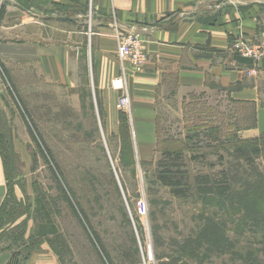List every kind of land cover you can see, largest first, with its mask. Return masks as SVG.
<instances>
[{"label": "rangeland", "instance_id": "374dc122", "mask_svg": "<svg viewBox=\"0 0 264 264\" xmlns=\"http://www.w3.org/2000/svg\"><path fill=\"white\" fill-rule=\"evenodd\" d=\"M78 36L74 89L41 80L22 88L9 77L14 107L0 110L9 181L2 220L20 216L23 223L0 246L17 241L24 254L37 245L25 233L27 224L44 218L41 202L57 226L50 243L63 264H264V133L246 132L254 123L252 107L199 94L181 111L160 103L159 148L183 151L181 169L190 181V190L180 185L185 191L178 195L156 177L161 149L151 161L138 158L129 112L128 141L120 130L107 132L88 35ZM244 145L246 156L237 151ZM222 172L233 189L229 196L197 194L196 175Z\"/></svg>", "mask_w": 264, "mask_h": 264}, {"label": "crops", "instance_id": "0c3cea01", "mask_svg": "<svg viewBox=\"0 0 264 264\" xmlns=\"http://www.w3.org/2000/svg\"><path fill=\"white\" fill-rule=\"evenodd\" d=\"M1 5L0 110L14 107L9 77L22 88L41 86L35 80L77 87L78 35L85 39L87 34L93 87L106 130L114 135L120 130L118 102L124 92L114 81L123 78L140 160L151 161L159 152L162 101L180 111L198 94L220 96L233 106L249 105L254 123L246 132L264 133V0H0ZM86 20L91 35L85 31ZM119 34L138 37L144 56L140 65L120 60ZM244 48L253 54L243 55ZM8 194L0 152V209ZM56 231L52 220L27 224L25 234L37 245L25 264H63L50 243ZM17 249H2L0 264L21 262V247Z\"/></svg>", "mask_w": 264, "mask_h": 264}, {"label": "trees", "instance_id": "16d2710c", "mask_svg": "<svg viewBox=\"0 0 264 264\" xmlns=\"http://www.w3.org/2000/svg\"><path fill=\"white\" fill-rule=\"evenodd\" d=\"M2 14H3V5L0 6V17L2 16ZM5 74L7 75L6 72ZM11 89L13 90L12 84H11ZM126 114L127 113L125 111H120V132L124 136V139L126 138V141H128L129 137H128V129H127L128 126H127V115ZM257 141H259V138L251 140V142H254V143H256ZM244 142H248V141L241 142L242 145ZM160 149L161 148H159V150ZM257 149L253 148L254 151H256ZM160 151H161L162 157L158 162V173L156 176L157 179L164 185L171 187L172 190L178 195L181 194V192L185 191L183 188H179L180 185H187V189L190 190V186L188 185V183L190 182L189 176L186 173H184L183 170L181 169L183 161H184L183 151L180 149H170V148H164V149H161ZM237 151L240 153V155H244V156H246L248 153L247 147L245 145L240 146L237 149ZM0 152L6 164V156H5V152L1 148V143H0ZM130 157H131V162L133 163L134 157H133V152L131 149H130ZM6 172H7V165H6ZM194 182H195L196 192L199 195H210V196H215L218 198H223V197L229 196L233 192L229 176L227 175L226 172H222L221 175L217 177H211L210 174H199L194 177ZM5 203L6 201H4L0 209V238L7 236V235H11L14 231L13 228L23 223L22 221L21 223L14 226L12 229L10 230L8 229L10 226H12L17 221V219L20 217L19 216V217L13 218L12 221H9L3 224L2 212L4 209ZM38 203L39 205L37 206V211L44 212V218L42 217L41 220L51 221V218L50 216H48V213L46 209L44 208V206L41 204V202H38ZM37 214L39 213L37 212ZM37 214H36V217H37ZM37 219L39 218L37 217ZM55 233H56L55 236H57L58 231H56ZM30 238L34 239L33 237H30ZM16 243L17 241H12V244H9L7 246H0V251L2 249H14L15 248L14 245H16ZM33 246H35V244ZM19 247H21V245ZM26 249L27 250L25 251L24 254L20 252V254H22L21 262H18L15 260L14 263L12 262L10 264H19V263L25 264V261L27 260L33 247L30 249L29 248H26ZM102 254L106 259L109 258L106 252H102Z\"/></svg>", "mask_w": 264, "mask_h": 264}, {"label": "built area", "instance_id": "2783aa9c", "mask_svg": "<svg viewBox=\"0 0 264 264\" xmlns=\"http://www.w3.org/2000/svg\"><path fill=\"white\" fill-rule=\"evenodd\" d=\"M89 35L92 34V29L89 24ZM242 54L245 56H250L253 54L250 49H242ZM118 57L124 63L125 60H131L134 64L140 65L144 59L143 53L140 50V41L137 36L134 35H118V48H117ZM119 80H121V84H116ZM114 86L123 90L122 96L119 98L118 107L120 110L128 112L131 105L130 95L127 90L124 88V80L123 78H116L114 81ZM140 212L145 214V203L143 200L139 202Z\"/></svg>", "mask_w": 264, "mask_h": 264}, {"label": "bare ground", "instance_id": "6f19581e", "mask_svg": "<svg viewBox=\"0 0 264 264\" xmlns=\"http://www.w3.org/2000/svg\"><path fill=\"white\" fill-rule=\"evenodd\" d=\"M117 83H118V85H120V84H121V80H119ZM117 83H116V84H117Z\"/></svg>", "mask_w": 264, "mask_h": 264}]
</instances>
